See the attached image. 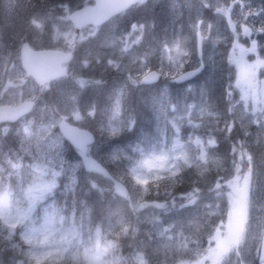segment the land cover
I'll use <instances>...</instances> for the list:
<instances>
[{"label":"clouds","instance_id":"9594fccd","mask_svg":"<svg viewBox=\"0 0 264 264\" xmlns=\"http://www.w3.org/2000/svg\"><path fill=\"white\" fill-rule=\"evenodd\" d=\"M129 3L136 4V0H129ZM148 3L149 0H138V6H147ZM43 5L44 0L34 2L25 15L29 26L34 24L37 12L44 17H53L48 33H44L42 25H36L39 32L25 28L21 35L20 27L11 20L5 19L0 24V109L10 108L15 113L10 120L2 122L5 136L12 130L11 124L17 125L18 136L15 150L6 149L0 141V228L4 229V240L7 242L0 248V264H35L36 253L48 255L45 264H86L87 255L97 254L99 264H134L136 255L144 256L145 264H197V259L189 254L206 251L202 247L205 239L209 247H214V237L224 235L223 223L216 224L212 220L220 214L221 208L213 200L224 191L231 207L236 195L233 189L239 181L235 180L234 185V178L227 179L226 187L218 191L219 186L213 183V176L219 175L223 167L215 162L218 158L208 155L203 142H193L191 136L181 143V127L185 120L181 113L187 112L190 117L196 105H165L155 99L151 103L150 110L157 125L163 119L172 128L171 146L162 144L159 158L153 157L158 166L144 173L159 177L158 182L140 186L132 181L129 192L124 180L131 177L134 170L114 177L93 157L92 147H102L136 129L139 114L131 103V97L140 85L160 78L176 82L184 78L179 74L186 66H190L191 71L185 75L192 76L201 71L202 65L197 67L192 50L179 43L154 44V38L146 36L147 30L155 28L154 21L147 26L133 22L127 36L139 31L140 35L132 40V44L142 45L141 50L129 51L131 45L125 43L122 53L126 52V57L122 54L119 59H113L112 53H98L97 57L90 59L89 52L73 67L74 49L69 45L59 76H49L42 82L20 59V50L29 46V37L35 41L43 34L54 41L58 40L57 33L65 26L64 22H67L69 30L84 27L83 23H72L71 16L87 13L94 18L104 7L101 0H94L86 8L70 14L67 5H62L63 15L55 16L54 12L49 11L55 5L48 8ZM187 7L192 13L199 11L196 4ZM216 11L219 12L220 8ZM115 16L114 12H105L99 19H93L94 26L88 35L81 34L80 41L87 42L90 37L95 39L99 25ZM201 25L199 15H195L194 23L189 25L196 30L197 59L200 56ZM259 31H264V28ZM106 46L105 41L101 40L98 49ZM97 66L124 74L112 104L106 108H98L95 103L90 106L80 103L86 83H105L98 78L86 79L82 74L83 70L92 71ZM146 68L153 69L149 75L144 73ZM255 71L256 66L253 65V73ZM59 80L67 81L69 86L53 88L52 82ZM253 80L255 83L251 86H236L240 88L242 100L253 101L255 112L257 103L264 105V79H257L254 75ZM188 91H191V86ZM164 92H168L167 84L164 85ZM230 98L231 93L226 99L230 101ZM234 107L229 102L227 112L232 114ZM260 110L264 111V107ZM251 123H256L255 119ZM261 129L259 135L264 137V124ZM244 135L247 137L249 133L245 131ZM253 143L259 145V170L255 167L251 145L243 140L237 141L241 155L233 159V165L236 175L245 180L244 215L217 264H264V139ZM68 146L79 159L70 161L66 158ZM211 146L214 145L207 147ZM136 150L133 147L132 151ZM236 151L233 147V153ZM116 159L109 154L106 162L113 163ZM142 170L141 161L135 171ZM81 171L85 173L86 187L80 185ZM101 181L110 182L115 189L107 184L102 185ZM122 187L124 191H120ZM181 188L185 191L178 192ZM94 193L99 197L96 201L90 199ZM254 195L259 199L258 224L253 223L251 215ZM118 196L126 202L124 206H113L112 202ZM150 196L170 199L155 202L148 200ZM178 199L182 202L178 203ZM196 204L200 205V213L174 227L167 243L161 244L154 239L152 228L144 232L148 240L141 236L140 225L147 223L154 227V221L158 219L150 209L168 213ZM141 212L144 213L143 219ZM160 234L156 233L157 236ZM42 240L45 241L43 244ZM8 252L11 255L6 257L5 253Z\"/></svg>","mask_w":264,"mask_h":264},{"label":"rangeland","instance_id":"374dc122","mask_svg":"<svg viewBox=\"0 0 264 264\" xmlns=\"http://www.w3.org/2000/svg\"><path fill=\"white\" fill-rule=\"evenodd\" d=\"M18 1L19 0H0V8L3 10L0 14V21L2 23L5 20L8 11L11 12V15L13 16L12 11L18 6ZM86 1L88 0H81V2ZM168 1L170 2V9L166 12V16L159 18L158 15L152 14L151 18L153 19L151 21L141 22L146 26L150 22H155V28L147 30L146 36L154 38L153 42L156 45L164 42L170 45L173 43H179L183 47L191 49L194 54L193 59L197 60V66L200 67L202 65L203 73L196 81L194 80L184 86L172 87L173 89H176L173 93L169 88L167 93H163L162 89H164V86H162L161 89L155 87L159 94L158 96L155 95L152 98V101L155 99L165 105L168 103L176 105H180L182 103L185 105L188 103H194L196 105V107L192 109L190 117L187 112L181 113V115L185 117L180 133L181 143L187 141L189 136H191L193 142H196L197 140L203 142L206 146L207 154L218 158L215 162L218 165H223L219 175L213 176V183L219 186L217 190L220 191L221 189H224L226 187L225 181L227 179L234 178V185L235 180L239 181L238 186H234L233 189L236 193L235 196L240 193L244 194L245 180L243 177L236 175L233 165V159L238 158L241 155V148L240 145L237 144V141L243 140L251 145L250 151L254 155L255 167L259 170L261 167V162L258 159L259 145L254 144L253 142L264 139V137L259 135L262 131L261 125L264 124V111H261L260 109L264 107V105L257 103V110L253 112V101L251 99H248L247 101L242 100L240 88L236 85L251 86L255 83L253 80L254 75L257 79H264V31H259L264 28V0ZM78 2L79 0L55 1L50 5H55L56 7L54 9H49V11L54 12L55 16H60L63 15V9L60 6L67 5L71 12L77 8ZM160 2L161 0H149L147 6H141L143 8L142 10L133 8L125 15L113 19L106 25L100 27L97 37H102L107 45L101 50L96 49L94 52H91L90 44L83 45L82 47V43L84 42H81L79 39L75 45L76 57L72 62V66L75 67L89 52L91 53V56H89L90 59L97 57L98 53H112L113 55L111 58L113 59H119L122 54L126 57L127 53H122L125 43L131 45V49H129V51L132 49L141 50L142 45L132 44V40H134L137 35H140V32L137 31L131 36H127V34L131 31V24L133 23L131 21L138 17V15L135 16L137 13L144 11L152 13V7L156 3ZM189 4H196L199 11L197 13L190 12L187 7ZM204 5L208 6L205 7ZM228 5H231V7L229 8ZM217 8H220L219 12L216 11ZM195 15H199L202 20L200 29V56L198 59L195 56L197 47L196 30L189 26L190 23H194ZM52 20L53 17H44L37 12L34 15V24L29 26L28 23H26L30 31L39 32L36 25H42L44 33H48L51 29ZM163 22H166V24L163 25L161 29H165L169 26V32L161 31L159 26L156 25ZM141 23L137 24L139 25ZM64 24L65 26L63 29L57 33L59 36L58 40L54 41L50 39L48 35L42 34V38L35 41L31 40V37H29V42L35 48L58 47L67 49L69 44L72 42L74 31L69 30L66 26L67 22H64ZM90 29L91 28L84 29L81 34L88 35ZM156 31L161 32L164 37ZM126 36L127 41H125ZM90 39L93 38L90 37L89 40ZM254 41L255 43H253ZM258 42L261 43L257 45ZM246 56L250 58L244 60ZM93 62H95V60H93ZM253 65L256 66L255 73H253ZM188 68L191 67L186 66L184 69L186 70ZM112 70L110 71L111 75H113ZM147 70L148 68L144 69V73ZM0 71H2V66H0ZM103 73H101V75H105ZM82 74L86 79L89 77L94 78L96 75L93 70H83ZM119 78L121 79L123 76H116L115 81ZM117 83L119 85V82ZM52 84L53 88L69 86L68 82L64 80H59ZM189 86H191V91H188ZM92 87H96L99 91L101 90L99 84L86 83L80 96V103L82 106H90L89 91H91ZM110 90L111 89L103 90L105 96L109 94ZM148 93L149 91L142 95L139 101L131 100L132 105L133 102H135L136 106L141 103L142 106H145L147 111H150L151 105L147 102L149 101L147 97ZM229 93H231L230 101L229 99H226V97L229 96ZM94 94L98 96L96 92ZM229 102L235 105L232 114L227 112ZM201 108H203V111H201ZM253 119H255L256 123H251V120ZM153 121L154 129L150 131L149 127H145L146 133L140 135L137 138V141L132 143V145L126 150L128 153L125 155V160L127 161L126 163H113L107 166V164H109L106 162L108 159L107 154L111 152L112 154L110 155H115L118 151L112 148L114 145L113 141L116 139L103 146L105 147V152L101 150V153H92L93 157L98 162L106 166L114 177H119L123 172H128L130 169L134 170L131 177H126L124 180V183L129 184V192H131L130 184L132 181L140 186H146L147 184L158 182L159 177L150 175L148 178V175L144 173L158 166L153 157L156 159L159 158L158 154L162 144H168L171 146V124L163 121V119L159 125H157L154 118ZM230 125L232 127L231 131H229ZM157 127H159V131H157ZM245 131L249 133V136L246 137L244 135ZM4 134V126H1L0 141L2 140L1 137ZM7 134L11 135V132L9 131ZM208 145L214 146L207 147ZM133 147L137 149L135 152L132 151ZM233 147L237 149L235 153H233ZM75 154L77 153L68 146L65 152L66 158L68 160L72 159V161H76L79 158H77ZM178 154L183 155L182 152H178ZM141 161L143 163V170L135 171L136 168L140 167ZM81 176L85 178V173L83 171H81ZM85 182V179H80L81 187H85ZM101 184H107L115 189V186L111 185L110 182L101 181ZM177 191L183 192L185 189L181 188ZM107 195L108 194H106V197ZM151 197L152 196L148 197L149 201ZM90 199L96 201L99 197L94 193ZM165 199L170 198H166L164 196L163 200L151 201L162 202ZM207 199L212 198L207 197ZM253 200L254 205L251 209L252 221L253 223L258 224L257 218L259 216V212L257 210V205L259 203V199L254 195ZM180 202L182 201L178 199V203ZM112 203L113 206L116 204L124 206L126 204L123 198L119 196ZM213 203H219L221 206L220 214L214 216L212 220L213 223L216 224L223 223L224 235L220 236L217 234L214 237V247H209L207 239H205L202 247L207 249L206 251L201 254H189L197 259V264H217L221 253L229 242V239L235 236L240 226L235 219L231 218L234 201L232 200L231 207H229L224 191H221L220 196L216 197L213 200ZM125 210L127 211L126 208ZM150 211L155 217H158V219L154 221V227L147 223L141 224V236L144 240H148V236L144 235V232L145 230L152 228L151 234L153 238L157 239L159 243L164 244L168 242V237L173 234L174 227L178 226L180 223L186 222L200 213V205H190L178 211L173 210L168 213H164L163 211H159L154 208L150 209ZM140 215L141 219H143L144 213L141 212ZM96 218H99L98 213ZM165 229H167V231H165ZM157 232L161 234L157 236ZM44 242V240L41 241L42 244ZM1 243L3 247L7 243L4 240V230L1 235ZM127 251L128 249L126 248V252ZM9 254V252L5 253V256L7 257ZM47 259L48 255L46 253H36L34 256L35 264H45ZM99 259L100 257L98 254L87 255L85 257L87 264H99ZM134 264H145V257L142 255H136L134 258Z\"/></svg>","mask_w":264,"mask_h":264},{"label":"water","instance_id":"95a60500","mask_svg":"<svg viewBox=\"0 0 264 264\" xmlns=\"http://www.w3.org/2000/svg\"><path fill=\"white\" fill-rule=\"evenodd\" d=\"M137 1L138 0H136V2ZM101 2L104 5V7L100 10V12L96 15V17L93 18L90 17L87 13H82L79 16H71V21L73 23H83L84 25L93 24L92 20L99 19L100 16H102L105 12L119 13L122 10L127 9L130 5H132L129 3V0H101ZM75 12H79V10ZM75 30L76 32H78L80 28H76ZM58 54L62 55L63 53L55 52V51L37 52V51H33L30 48H27V46L21 49L22 63L33 75H35L38 78H41L42 82L44 79H46L49 76H59V74L61 73L62 69L60 65L63 61H65V54H63V56H58ZM185 73L182 74L184 78L178 79L176 82H184L190 80L195 76V75L188 76L185 75ZM14 114L15 113L13 109L10 108L0 109V122H2L3 120H10L14 116ZM69 131L71 132L72 130L70 129ZM239 207H240L239 215L242 216L244 212V199H242L241 202L239 203Z\"/></svg>","mask_w":264,"mask_h":264},{"label":"trees","instance_id":"16d2710c","mask_svg":"<svg viewBox=\"0 0 264 264\" xmlns=\"http://www.w3.org/2000/svg\"><path fill=\"white\" fill-rule=\"evenodd\" d=\"M34 2L35 3H39V0H19L18 1V4H21L22 7L18 9V12H20L21 14H24L25 15V13L32 8V4ZM48 2H49V0H44L43 7L46 6L48 4ZM137 9L138 10H142L143 8L141 6H138ZM169 9H170V2L168 0H161L160 3H156L152 7V13L149 12V11H144V12L137 13V14H135V16L138 15V17H136L135 19H133L131 22L141 23V22H144V21H151L153 19V18H151L152 17V14H156V15L159 16V18H163L164 16H166V12H168ZM165 24H166V22H163V23H160V24H156V25L159 26V28L161 29V27H163V25H165ZM166 29L169 32V26H167ZM161 31H164V29L162 28ZM156 32L158 34H160L162 37H164L161 32H159V31H156ZM177 87H179V85H177ZM113 163H115V162H113ZM113 163H109V164H107V166L110 165V164H113ZM108 171H109V169H108ZM79 175H80V179H85V178H83L81 176V173ZM86 186L87 185H85V187ZM3 230H4L3 228H0V236L3 233Z\"/></svg>","mask_w":264,"mask_h":264},{"label":"bare ground","instance_id":"6f19581e","mask_svg":"<svg viewBox=\"0 0 264 264\" xmlns=\"http://www.w3.org/2000/svg\"><path fill=\"white\" fill-rule=\"evenodd\" d=\"M196 80H197V79H196ZM196 80H195V81H196ZM200 80H201V79H200ZM198 83H199V82H198ZM200 83H201V82H200ZM195 84H196V82H195ZM197 85H198V84H197ZM183 86H184V85H183ZM187 87H188V86H187ZM110 91H111V90H110ZM176 95H177V94H176ZM177 96H178V95H177ZM139 99H140V98H139Z\"/></svg>","mask_w":264,"mask_h":264}]
</instances>
